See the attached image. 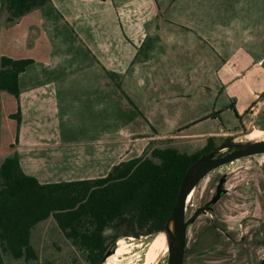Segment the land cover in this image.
I'll use <instances>...</instances> for the list:
<instances>
[{
	"label": "crops",
	"instance_id": "obj_1",
	"mask_svg": "<svg viewBox=\"0 0 264 264\" xmlns=\"http://www.w3.org/2000/svg\"><path fill=\"white\" fill-rule=\"evenodd\" d=\"M217 4L48 0L11 25L0 11V58L31 61L17 76V99L0 92V164L14 154L20 171L43 185L103 178L112 166L140 156L164 136L165 122L152 129L144 120L149 128L141 130L134 106V85L143 84L139 76L152 68L159 47L165 62L186 44L187 73L206 68L220 96L233 101L239 128L217 126L207 134L212 142L246 129L262 114L247 109L264 92V13L248 1L239 11L249 18L237 20L229 14L234 9ZM16 112L18 127L11 118Z\"/></svg>",
	"mask_w": 264,
	"mask_h": 264
},
{
	"label": "rangeland",
	"instance_id": "obj_2",
	"mask_svg": "<svg viewBox=\"0 0 264 264\" xmlns=\"http://www.w3.org/2000/svg\"><path fill=\"white\" fill-rule=\"evenodd\" d=\"M248 1V8H261V14L264 13V0H228L227 6L217 0V6L234 9L229 14L237 20H247L249 15L245 17L239 10ZM262 20L260 16L256 24L261 25ZM185 45L181 54L176 52L165 62L161 52L164 47L156 48L151 55L152 68L139 76L143 84L136 81L134 85V106L139 112L140 123L137 124L141 130L149 128L144 120L152 129V124L158 127L165 122L160 127L163 138L155 137L141 154L137 149V154L145 155L152 148L163 147L190 154L205 144L207 134L216 132L217 126L224 131L239 128L236 113L229 106L233 101L220 96V89L210 82L207 69L190 68V73H187L190 60L184 57L190 56L191 51L185 53ZM148 85L151 88L149 96L146 93ZM179 91L183 95H177ZM211 116L218 119L214 122L204 119ZM263 125L264 114H257L246 129L215 139L213 151L203 159L240 151L243 145L251 143L248 134L252 130L264 131ZM189 185L190 200L177 230L172 224L171 230L164 228L156 235L119 237L128 244L126 254L114 255L118 242L114 240L108 245L100 264H146V255L161 234L171 238L172 246L176 242L177 248H172L169 243L163 256L159 249V260L155 264L173 262L180 242H183V247L180 261L177 258L176 264H258L264 259V151L208 170L199 177L194 176ZM198 208H204V211L189 223V217ZM113 234L111 229L103 232L106 238ZM30 244L36 250V264H87L85 253L62 236L51 217L32 228ZM0 264H23V261L12 259L0 248Z\"/></svg>",
	"mask_w": 264,
	"mask_h": 264
},
{
	"label": "trees",
	"instance_id": "obj_3",
	"mask_svg": "<svg viewBox=\"0 0 264 264\" xmlns=\"http://www.w3.org/2000/svg\"><path fill=\"white\" fill-rule=\"evenodd\" d=\"M47 1L1 0L3 22L11 25ZM30 64L1 57L0 92L17 99V76ZM11 118L18 127V112ZM211 151L210 137L190 154L152 148L112 166L103 178L43 185L25 176L12 154L0 164V248L23 264H36L30 231L51 217L62 236L85 253L87 264H100L119 237L156 235L166 228L186 171ZM107 229L113 236H103Z\"/></svg>",
	"mask_w": 264,
	"mask_h": 264
},
{
	"label": "water",
	"instance_id": "obj_4",
	"mask_svg": "<svg viewBox=\"0 0 264 264\" xmlns=\"http://www.w3.org/2000/svg\"><path fill=\"white\" fill-rule=\"evenodd\" d=\"M263 151H264V141H261L251 146V148H249L248 150L233 151L232 153H228L223 156H219V157L212 158V159H203V157H201L191 167H189L181 182L180 190L178 192L175 207H174V211L172 215L170 216V218H172V222L176 230L181 221L184 198L188 194V192L191 190V186L189 185L188 178H189L191 171L194 168L198 169L197 170L198 172L195 176L199 177L202 173L208 170H211L213 168L219 167L224 164L231 163L232 161L237 160L239 158H244V157H248L254 154L262 153ZM202 212H203V208L196 209L192 213V215L189 217L188 222L189 223L192 222ZM182 247H183V242H180L179 248L177 250V256L174 259V262L177 260V258H179L178 261H180V254L182 251ZM258 264H264V259H262Z\"/></svg>",
	"mask_w": 264,
	"mask_h": 264
},
{
	"label": "bare ground",
	"instance_id": "obj_5",
	"mask_svg": "<svg viewBox=\"0 0 264 264\" xmlns=\"http://www.w3.org/2000/svg\"><path fill=\"white\" fill-rule=\"evenodd\" d=\"M248 139L251 141V143L249 145H243L241 147V150H248L249 148H251V146L261 142V141H264V131H260V130H252L249 134H248ZM197 168H194L190 175H189V178H188V182H190V180L197 174ZM193 190V189H192ZM191 194V190L188 192V194L185 196L184 198V204H183V207H182V213L185 209V205H186V200L187 198L189 197V195ZM172 218L169 219L167 225H166V228L171 230V227H172ZM174 233V232H173ZM171 237V236H170ZM167 239L168 243H170V239L166 238V236L164 235H159L157 238H156V241H155V244H154V248H156V246H159L158 249H161L162 246L164 245V241ZM173 239V238H172ZM172 243V242H171ZM170 243L169 246H171L172 248H177V243L174 242V245L172 246ZM128 247V244H126L124 241L120 240L118 243H117V249L115 251V254L114 255H121V254H126V248ZM151 252H149L147 255H146V260H145V263L146 264H150V260H151V256H150ZM116 258V257H115ZM174 262V261H173ZM172 263V262H171ZM174 264H176V262H174Z\"/></svg>",
	"mask_w": 264,
	"mask_h": 264
},
{
	"label": "flooded vegetation",
	"instance_id": "obj_6",
	"mask_svg": "<svg viewBox=\"0 0 264 264\" xmlns=\"http://www.w3.org/2000/svg\"><path fill=\"white\" fill-rule=\"evenodd\" d=\"M190 196H191V194L189 195V197L187 198V200H186V205H185V207L187 206V204L189 203V200H190ZM203 211H204V208H203ZM156 240V239H155ZM120 241V239H118V242ZM117 242V243H118ZM168 241H167V239L164 241V245L162 246V248L160 249V250H162L163 251V254H162V256L166 253V251H167V247H168ZM158 247L159 246H156V248H152V250L150 251L151 252V254H150V256H151V260H150V264H155V263H157L158 262V260H159V256L157 255V251L159 250L158 249ZM171 264H174V262H172Z\"/></svg>",
	"mask_w": 264,
	"mask_h": 264
},
{
	"label": "built area",
	"instance_id": "obj_7",
	"mask_svg": "<svg viewBox=\"0 0 264 264\" xmlns=\"http://www.w3.org/2000/svg\"><path fill=\"white\" fill-rule=\"evenodd\" d=\"M251 113L260 112L264 114V92L260 94L256 100L249 106Z\"/></svg>",
	"mask_w": 264,
	"mask_h": 264
}]
</instances>
